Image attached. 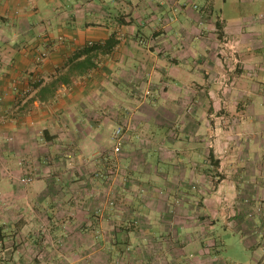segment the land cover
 Segmentation results:
<instances>
[{"label":"crops","instance_id":"1","mask_svg":"<svg viewBox=\"0 0 264 264\" xmlns=\"http://www.w3.org/2000/svg\"><path fill=\"white\" fill-rule=\"evenodd\" d=\"M244 1L259 18L229 16V0H0V194L25 177L34 197L86 196L114 162L123 207L149 216V264H220L216 239L188 237L204 215L242 234L235 264H264V0Z\"/></svg>","mask_w":264,"mask_h":264},{"label":"rangeland","instance_id":"2","mask_svg":"<svg viewBox=\"0 0 264 264\" xmlns=\"http://www.w3.org/2000/svg\"><path fill=\"white\" fill-rule=\"evenodd\" d=\"M227 6L228 15L239 21H242V15L246 10L254 11L257 18L261 15L262 8L245 3L244 0H229ZM232 44L237 46L238 42L234 41ZM224 45L227 46L226 43ZM225 46L224 54L228 52V56L225 55L231 58V45H229L230 48ZM228 62L231 65V60ZM226 85H231L230 80L224 82V86ZM225 102H222V107H226ZM115 127L114 122L108 125L106 132L110 137L105 141V146L110 151L108 156L113 161L115 155L111 152V148L115 142L112 137ZM130 161L125 159L126 166L131 164ZM107 168L105 177L102 175V178H98L99 175H97L100 170H95L97 173L91 180L93 187L88 190L89 193L86 192V196L83 193L64 195L62 189H59L54 190L50 195L42 194L34 197L36 195H33L31 191L33 183H30L32 180L27 184L24 181L25 177L21 179L19 187L13 190V193L0 194L2 206L0 214L5 215L13 223L9 228L0 230V264H149L154 261L155 258H149L148 249L153 250L154 245L150 242L151 240L148 241L149 227L142 223L146 222L149 216H138L125 204L123 207L115 191V163L109 162ZM208 168L205 169V179L209 178L214 185L223 178V171L216 170L215 166L214 175H211L212 169ZM206 170H209V173ZM125 176H127L126 172ZM222 197L230 207L229 198ZM37 202H40L39 206ZM3 204H6V207ZM119 207L122 208L123 213L116 217L115 211ZM142 207L139 202L134 206L139 210H142ZM228 212L230 216L228 220H231V209ZM193 215L195 219L198 213L194 212ZM204 216L197 218L198 227L189 228L188 237L189 235L198 236L200 240H205L203 242L205 244H212V238L216 239L218 245L211 249L212 253L217 255L220 264H235L233 256L241 257L245 261L242 251L244 247L242 242L240 244L242 234L238 229L232 224L228 226L225 223H218L213 227L215 223L208 219L209 216ZM115 218L118 219L115 220ZM14 223H17V226H14ZM172 229L176 234L175 227ZM2 235L7 238L5 243ZM145 237L148 238L143 240ZM167 245L174 253L184 248L182 241L176 239H170ZM112 246L115 249L113 258L111 257ZM131 249L139 252L137 257H133ZM206 250H210L208 245H205ZM122 251L123 253H120ZM190 253L189 249L188 254Z\"/></svg>","mask_w":264,"mask_h":264},{"label":"built area","instance_id":"3","mask_svg":"<svg viewBox=\"0 0 264 264\" xmlns=\"http://www.w3.org/2000/svg\"><path fill=\"white\" fill-rule=\"evenodd\" d=\"M231 42H226L227 46L229 47V45H231V49L233 50L234 54H232V57L234 59L237 58L236 56V52H237V46H235V44H230ZM226 46V47H227ZM227 47V48H228ZM230 48V47H229ZM114 139L116 141V145H115V151L120 152L122 150L124 141H125V130L123 126H119L116 130H115V134H114ZM25 182H29L31 181V178H24Z\"/></svg>","mask_w":264,"mask_h":264},{"label":"trees","instance_id":"4","mask_svg":"<svg viewBox=\"0 0 264 264\" xmlns=\"http://www.w3.org/2000/svg\"><path fill=\"white\" fill-rule=\"evenodd\" d=\"M219 24V28H222V24L221 23H218ZM3 237V236H2Z\"/></svg>","mask_w":264,"mask_h":264}]
</instances>
